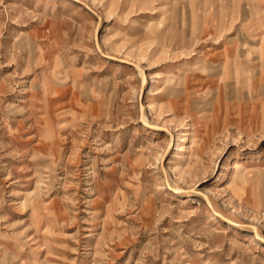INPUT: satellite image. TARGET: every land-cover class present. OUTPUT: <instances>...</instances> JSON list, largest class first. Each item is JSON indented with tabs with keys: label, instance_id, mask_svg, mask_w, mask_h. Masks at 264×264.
I'll return each mask as SVG.
<instances>
[{
	"label": "rangeland",
	"instance_id": "obj_1",
	"mask_svg": "<svg viewBox=\"0 0 264 264\" xmlns=\"http://www.w3.org/2000/svg\"><path fill=\"white\" fill-rule=\"evenodd\" d=\"M261 14L0 0V264H264Z\"/></svg>",
	"mask_w": 264,
	"mask_h": 264
},
{
	"label": "bare ground",
	"instance_id": "obj_2",
	"mask_svg": "<svg viewBox=\"0 0 264 264\" xmlns=\"http://www.w3.org/2000/svg\"><path fill=\"white\" fill-rule=\"evenodd\" d=\"M239 45V44H238ZM248 46V45H247ZM246 46V47H247ZM244 49H245V47H243ZM244 51H246L247 53H250V52H252L251 51V49H247V50H244ZM254 51H258V53L260 52V53H262V52H264V49H262V48H259V47H256L255 49H254ZM214 52V51H213ZM234 52H237V50H234ZM226 49H223V50H221L220 51V53L219 54H221V56H223V58L225 57V55H226ZM212 54H215V52L214 53H212ZM225 60V59H224Z\"/></svg>",
	"mask_w": 264,
	"mask_h": 264
},
{
	"label": "crops",
	"instance_id": "obj_3",
	"mask_svg": "<svg viewBox=\"0 0 264 264\" xmlns=\"http://www.w3.org/2000/svg\"><path fill=\"white\" fill-rule=\"evenodd\" d=\"M238 1H241V0H238ZM263 16H264V14H261V15H260V17H262V18H263Z\"/></svg>",
	"mask_w": 264,
	"mask_h": 264
}]
</instances>
